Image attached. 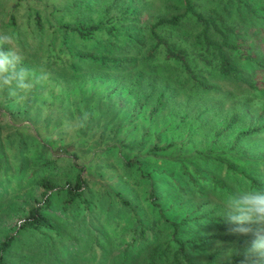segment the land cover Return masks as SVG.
Listing matches in <instances>:
<instances>
[{"label": "trees", "instance_id": "16d2710c", "mask_svg": "<svg viewBox=\"0 0 264 264\" xmlns=\"http://www.w3.org/2000/svg\"><path fill=\"white\" fill-rule=\"evenodd\" d=\"M72 1L68 9L86 13L83 3L89 1ZM117 2L110 0L103 8L105 19L52 24L50 33L44 19L35 16L32 34L37 43L32 48L21 43L15 21L9 25L12 30L6 25L24 57L21 66L45 79L31 92L15 96L0 89V264H199L193 254L202 244L231 240L224 202L235 189L230 180L228 185L205 164L198 165L195 153L189 162L166 161L169 147L147 146L146 141L142 146L125 144L114 114L97 133L107 141L95 144L103 147L100 156L105 162L91 164L97 174L90 175L102 177L111 172L105 185L84 177L86 167L79 165L76 156L85 139L81 147L78 141L68 142L60 135L67 118L81 135L83 115L90 114L87 108L92 104L104 107L109 101L85 96L72 87L81 77L77 63L118 75L131 69L135 59L152 67L162 54L183 68L201 90L215 89L212 79H225L236 88L246 85L252 94L263 95L264 90L243 74L249 67L264 69V0H178L177 4L169 2L167 14L155 22L131 7L111 16ZM131 24L145 30L147 39L133 31ZM44 32L50 39L41 42L37 38ZM135 85L128 84L132 92ZM20 95L27 99L20 100ZM150 96L135 94L134 107L145 109ZM167 100L166 90L160 91L149 115L154 117ZM58 102L64 109L55 117L49 111ZM80 108L83 111L78 113ZM90 112H95L93 106ZM100 116L97 113L96 122ZM239 119L231 118L219 136L230 134ZM108 126L112 127L105 135ZM262 131L238 132L231 147ZM211 151L201 153L199 159L210 162L213 170L226 167L242 182V190L264 189L257 167L237 170L225 164L230 153L217 157ZM155 161L161 172H154ZM208 193L218 202L206 200ZM195 196L200 197L198 202ZM14 217L17 221L9 228L7 220ZM207 225L213 229L208 238L197 236ZM244 247L239 246L237 259ZM221 252V248L212 249L204 264H216Z\"/></svg>", "mask_w": 264, "mask_h": 264}, {"label": "rangeland", "instance_id": "374dc122", "mask_svg": "<svg viewBox=\"0 0 264 264\" xmlns=\"http://www.w3.org/2000/svg\"><path fill=\"white\" fill-rule=\"evenodd\" d=\"M87 1L89 4L86 1L83 3L87 10L83 14L67 8L69 2H73L72 0H0V33H10L6 25L9 27L10 23L15 21L16 30L21 33V43L24 41L25 45L32 48L31 46L37 43L32 34L33 30L36 32L32 21L35 16L39 15L44 19V24L49 33L52 24L72 23L77 22V19L90 24L106 18L107 15H103V8L108 5L110 0ZM169 2L177 4L178 0H118L109 14L118 16L127 7H131L141 12L149 22H155L156 17L167 14ZM12 17H15V20H12ZM129 27L147 39V32L137 24H131ZM9 28L12 30L11 26ZM119 28H122L121 23ZM37 39L45 42L50 39V35L44 32ZM154 64V66L149 67L140 59H135L131 69L126 73L121 72L115 75L113 72L99 71L93 65L77 63L81 77L72 87L85 96L93 94L95 98L109 100L108 105L104 107L100 104L96 108L92 104L94 113L90 112L92 106L87 108L90 113L87 120L90 122H83L81 135L79 132L77 133L75 124L68 121V118L62 123L64 129H61L63 133L60 136H63L66 141H78V144L83 147L81 141L85 139L83 149L80 148L81 150L76 156L79 165L86 167L85 179H91L105 185L110 182L108 176L111 175V172L100 173L102 177L90 175V173H96V169L91 164L96 165L105 162L104 158L100 156L103 147L100 149L95 144L96 142L101 144L107 141L101 140L97 133L100 132L105 120L117 114L114 124H120L121 136L115 137L124 138L125 144L142 146L143 142L146 141L147 146L169 147L171 148L170 152L164 155L166 161L184 163L185 160L189 162L190 156L195 153L193 155L198 165L205 164L212 174L219 175L222 180H226V184L229 185L232 182L231 185L235 192L242 191V182L236 180L235 176L231 174L232 172L228 171L226 167L218 169L219 171L215 168L213 170L210 162L199 159L201 153H208L211 150H214L211 152L217 157H221L222 153H230L232 157H229L225 164L233 165L237 170L244 172H247L249 167H257L261 172L260 180H258L264 184V94L260 95V92L252 94L246 85L236 88L234 82L225 79H212L211 82L215 89L204 91L189 79L183 68L174 62L165 60L162 54L158 55ZM66 76L71 77L69 74ZM243 77L249 83L256 85L259 90H264V69L249 67L247 72H244ZM135 82V91L132 92L128 84ZM67 84L68 82L64 86L66 87ZM162 90H166V96L169 100L158 108L154 117H151L149 112L156 104L154 98ZM230 93L233 95L230 96ZM135 94L139 97L152 94L145 109L134 107L136 104ZM62 109L64 107L58 102L50 109L49 114L55 117L56 115L59 116ZM81 109H78L80 110L78 113L83 111ZM56 110L59 111L58 114L55 113ZM106 110H108V114L103 115L104 112H107ZM39 111L41 116L44 115V108ZM97 113L101 114L98 122L95 118ZM234 116L238 118L240 116V119L229 129L230 134L223 132L219 136L218 133L228 125L229 120ZM111 127L106 128L105 135H108ZM255 128L262 129L263 134L242 140L235 148L231 147V141L235 139L238 132ZM48 138H53L50 132ZM118 156H121L120 152ZM65 162L67 163V161ZM250 162H257V164L251 166L248 164ZM161 171L159 163L156 162L154 172ZM226 174H231V176L226 177ZM89 184L93 185L94 183ZM199 199L200 197L195 196L197 202ZM206 200L217 201L212 198V193L206 195ZM16 221V217L7 220L8 227L11 228ZM210 232H213V229L207 225L205 231L200 230L197 236L208 238ZM247 239L249 237L232 234L229 242H214L208 246L202 244L200 249H197L193 254L194 257L196 256L195 262L204 264L212 249L221 248L220 257L215 259L216 264H240L244 256L242 254L241 259H237L238 248L245 244Z\"/></svg>", "mask_w": 264, "mask_h": 264}, {"label": "clouds", "instance_id": "9594fccd", "mask_svg": "<svg viewBox=\"0 0 264 264\" xmlns=\"http://www.w3.org/2000/svg\"><path fill=\"white\" fill-rule=\"evenodd\" d=\"M14 40L11 33H0V89H8L15 96L18 92H31L45 76H36L32 70L21 66L24 57ZM19 99H27V96L20 95ZM83 119H88L87 113ZM224 209L228 232L249 237L244 242V259L240 264H264V189L235 192L224 202Z\"/></svg>", "mask_w": 264, "mask_h": 264}]
</instances>
